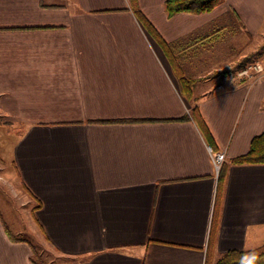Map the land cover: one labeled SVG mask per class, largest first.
Listing matches in <instances>:
<instances>
[{
    "label": "crops",
    "instance_id": "obj_1",
    "mask_svg": "<svg viewBox=\"0 0 264 264\" xmlns=\"http://www.w3.org/2000/svg\"><path fill=\"white\" fill-rule=\"evenodd\" d=\"M137 3L185 75L233 33L256 38L264 64V0L173 15L165 0ZM212 67L189 100L131 0H0V119L21 125L12 156L29 226L62 264H215L264 243V163L232 161L264 132V73ZM209 146L225 153L216 220ZM21 232L0 209V264H40Z\"/></svg>",
    "mask_w": 264,
    "mask_h": 264
},
{
    "label": "rangeland",
    "instance_id": "obj_2",
    "mask_svg": "<svg viewBox=\"0 0 264 264\" xmlns=\"http://www.w3.org/2000/svg\"><path fill=\"white\" fill-rule=\"evenodd\" d=\"M234 28V25L229 26V29L231 30H234ZM232 36L233 41L232 43L230 42V44H232V50L229 49V40H226L224 43L220 42L211 51V55L208 56L209 58L197 59V72H194L191 75L192 77L189 76L190 74L186 73L187 77L195 80V82H200L197 83L198 88L201 85H204L206 79L208 80L207 83H211V78H215L220 75L218 74V72H220L218 70L211 72V69H214L212 66L215 60L218 61L225 59L226 64H228L230 69L233 71L227 74L229 78H235V80L245 79L238 74V72L243 68L237 67L239 63L238 60L244 53L248 52L253 55L256 49V38L250 37V40L248 38L247 43H245L243 36L240 40L239 36H235L234 33ZM235 37H238L236 41H234ZM262 48L264 49V43ZM223 55H226V58L221 59ZM253 58L251 57L246 62V65L256 62L255 58L254 60ZM215 65H217V63H215ZM189 68L190 67H186L187 70H190ZM20 130L22 129L19 123H8L3 121V119H0V209L3 211L4 218L8 224L14 228V230L22 231L21 234L30 238L36 245L37 256L40 259V264H62L63 262L60 255L48 248L47 245L40 243L41 240L38 239L40 232L38 230H34L35 232H32L29 226L31 210L34 211L33 203L28 202V194L25 188L20 184L19 179L15 174L12 156L13 143L20 133Z\"/></svg>",
    "mask_w": 264,
    "mask_h": 264
},
{
    "label": "trees",
    "instance_id": "obj_3",
    "mask_svg": "<svg viewBox=\"0 0 264 264\" xmlns=\"http://www.w3.org/2000/svg\"><path fill=\"white\" fill-rule=\"evenodd\" d=\"M224 0H165V9L169 15H173L178 12H193L201 13L208 12L219 6ZM131 6L135 12V15L140 20L147 32L159 43L161 48L164 50L167 58L169 59L173 72L179 82L181 92L189 100L191 99L192 86L195 80L187 77L180 63V58L178 57L177 45L171 44L165 41V39L160 35L153 24L148 20L145 14L140 10L137 0H131ZM219 30L211 33L212 37L217 36ZM210 36V35H209ZM207 36V37H209ZM246 60H242L238 63V68H242L246 64ZM196 107H193L192 113L198 117L196 113ZM235 164L244 163H264V132L256 135L250 144L249 150L232 160ZM226 177V168L222 164L220 171L218 173V184L216 193V202L214 208V218L216 220L219 212V207L221 204L224 183ZM36 208V207H34ZM7 227V231H8ZM214 229L211 231V237L213 235ZM10 233V232H9ZM215 264H264V243L260 246L252 249H231L226 251L221 255Z\"/></svg>",
    "mask_w": 264,
    "mask_h": 264
},
{
    "label": "built area",
    "instance_id": "obj_4",
    "mask_svg": "<svg viewBox=\"0 0 264 264\" xmlns=\"http://www.w3.org/2000/svg\"><path fill=\"white\" fill-rule=\"evenodd\" d=\"M264 73V65L260 61H256L244 66L238 74L248 80H253L257 76H260ZM211 152L212 160L215 166V171L218 174L220 168L225 160V153L223 151H212L211 146H209Z\"/></svg>",
    "mask_w": 264,
    "mask_h": 264
}]
</instances>
